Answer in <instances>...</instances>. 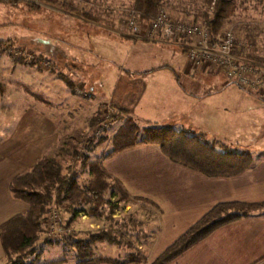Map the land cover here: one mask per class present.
Wrapping results in <instances>:
<instances>
[{"label":"crops","instance_id":"obj_1","mask_svg":"<svg viewBox=\"0 0 264 264\" xmlns=\"http://www.w3.org/2000/svg\"><path fill=\"white\" fill-rule=\"evenodd\" d=\"M129 4L131 7L132 1ZM120 19L119 15L115 18L102 15L100 23L90 21V24L132 38V49L146 61L126 59L121 63L117 79H122L111 89L110 100H107L111 102V110L121 116L132 117L139 125L170 126L162 123L176 121V126L172 127H186L188 120L183 114L184 107L200 109L205 104L208 107L204 101L225 89L226 83L220 82L216 76L223 71L217 66L189 65L185 39L166 37L161 32L150 33L147 25L141 29V38H133L129 29L121 25ZM154 50L172 57L180 56L157 60L161 55H150ZM43 54L44 51L36 52L35 59L45 58ZM16 66L0 60V79L15 82L6 84L5 94L0 99V224L13 215L25 213L28 208L25 203L13 198L9 184L17 174L32 168L51 146L54 128L49 117V98L66 101L68 89L72 90L74 82H78L75 72L70 67L63 72L65 65L60 63L57 69L48 70L50 73L44 78L35 75L36 70H41L29 66L35 71L27 73L32 79L24 83L10 77ZM54 78L63 81L64 85L60 83L57 86ZM30 83L44 96L33 90ZM78 83L82 90L93 95L92 87L85 82ZM227 85L233 87L235 84L229 81ZM33 94L40 96L44 102L37 101ZM91 98L93 106L102 103L98 100L102 99L100 97ZM221 107L224 106L213 108ZM249 153L252 165L234 177H208L174 163L154 144L134 146L102 159L111 178L118 179L126 189L129 201H138L145 206L140 207L142 210H151L153 214V222H148L146 227L136 219L123 223L121 237L147 244L156 255L153 258H157L216 204L264 202V146ZM136 198L151 201L152 205ZM124 205V212L132 206L131 202ZM130 230L136 234L132 238L128 234ZM162 244L164 246H159ZM4 262L0 243V264ZM166 264H264V210L218 228Z\"/></svg>","mask_w":264,"mask_h":264},{"label":"rangeland","instance_id":"obj_2","mask_svg":"<svg viewBox=\"0 0 264 264\" xmlns=\"http://www.w3.org/2000/svg\"><path fill=\"white\" fill-rule=\"evenodd\" d=\"M67 1H71L77 9L98 5L102 15H112L113 18L119 15L121 25L127 28L125 21L132 10L129 7L131 0H56L55 2L21 0L19 4L14 5L0 1V47L8 45L21 51V55L18 56L12 52L0 51V60L17 65V69L12 71L10 77L28 83L32 77L27 73L35 71L32 70L33 68L41 70V72L36 70L35 75L39 74V78H44L51 69H57L61 63L67 66L62 68L63 72H67L70 67L71 71L75 72L78 82H85L88 87H92L93 95L88 97L84 94L88 91L82 90L75 81L72 90L68 89L69 96L66 101L49 98V117L54 131L51 132V146L46 149L45 156L56 157L63 173L73 162L71 154L74 146L94 161H101L104 153L110 150L111 137L121 124V120L111 121L110 116L116 112L114 109L111 110V102L107 100H110L111 89L122 79H117L121 63L126 59L146 61L143 57H138L137 52L132 49L131 45L134 43L132 38L122 37L115 32H109L110 30L93 26L90 21L79 18L76 12L63 7ZM28 3L37 7H28ZM163 6L171 19L184 21H193L192 14L195 11L206 10L202 0H164ZM146 27L145 24L141 29ZM228 29L233 32L237 40V55L264 66L261 62L247 58L248 54H255L264 59V0H241L238 10L223 31ZM245 36L254 39V47L245 43ZM40 51H44L45 58L36 60L35 53ZM239 51L241 54H238ZM155 53L159 55L160 51L154 50L150 55ZM160 55L161 58L157 57V60L176 59L179 54L175 57L164 53ZM29 57L31 61L27 63ZM188 64L191 65L189 62ZM216 76L220 82L226 83L225 89L204 101L208 107L205 106L206 104L200 109L193 106L184 107L183 114L186 115L188 123L182 129L212 142L218 150L236 149L252 153L259 146H264V95L237 85L229 87L227 85L229 80L223 72ZM54 79L57 86L60 83L64 85L63 81ZM29 86L44 96L40 89L34 87L35 85L30 83ZM92 96L102 98L98 99L102 103L93 106ZM222 105L224 107L213 108ZM169 122L162 124L176 126V121ZM74 168L77 171L79 184L84 186L89 179L86 166L82 160H79L75 162ZM130 202L132 206L126 212L123 211L126 206L118 203L112 212H106L108 216L102 218L90 217L80 212L71 222L70 228L73 233L71 237L65 235L58 227L71 216L66 212L64 202L57 210L55 231L49 234L51 224L49 222L47 225L43 224L36 244L40 256L35 264L59 259H64L67 264H74L75 239L106 228H112L121 234L123 223L135 219L139 220V224L143 227H146L148 222H153L151 210H142L140 207L145 206L138 201ZM113 214L116 216L113 217ZM47 215L49 217V210ZM49 220L47 218V221ZM148 231H151V228H148ZM128 234L130 238L136 235L133 230ZM45 238L50 239L54 244H45ZM122 239L116 244L107 242L92 244L94 255H108L123 260L128 253H137L145 257L143 264H151L156 259L153 258L156 255L151 252L152 247L147 244L135 243L128 238Z\"/></svg>","mask_w":264,"mask_h":264},{"label":"trees","instance_id":"obj_3","mask_svg":"<svg viewBox=\"0 0 264 264\" xmlns=\"http://www.w3.org/2000/svg\"><path fill=\"white\" fill-rule=\"evenodd\" d=\"M0 1L12 5L21 2V0ZM45 1L55 2L56 0ZM131 1V9L138 15L139 20L148 23L156 15L158 8L163 6L164 0ZM240 1L202 0L206 10H197L192 14L193 22L204 21L207 23L211 31V44L218 40L221 32L238 10ZM27 6L37 7L31 3H28ZM63 7L76 12L84 20L95 23L102 21V13L98 5L77 9L71 1H67ZM244 39L248 46H255V41L250 36H245ZM238 54L241 52L239 51ZM247 58L264 64V59L255 54H248ZM8 83L15 82L0 79V99L4 96L5 86ZM33 96L37 101L44 102L40 96L35 94ZM110 118L112 122L121 120V124L111 137L110 150L104 153L102 159L134 146L154 144L172 162L208 177H234L248 169L253 163L249 152L236 149L218 150L212 142L185 129H176L172 126L139 125L132 117H123L118 113L111 115ZM72 148L73 162L65 173L62 172V166L56 157L43 156L35 161L32 168L12 178L9 184L11 195L25 203L28 208L25 213L13 215L0 224V243L5 257L3 264L36 263L40 256L36 244L43 224H49L47 211L51 208L55 210L57 218L58 208L64 202L66 203L63 206L71 216L58 227L65 235L71 237L73 234L70 228L71 222L80 212L90 217L102 218L108 216L106 212H112L118 203L129 202V195L122 183L118 179L111 178L101 161L90 160L77 147ZM79 160H82L89 173V179L84 186L79 184L77 171L74 168L75 162ZM136 200L152 205L151 201L143 198H136ZM263 210L264 202L216 204L173 244L167 246L151 264L169 263L218 228ZM121 240H123L121 234L112 228L100 229L89 233L86 237L75 239L73 243L76 249L75 264H143L145 257L137 253H128L123 260L105 255H94L92 244L103 242L116 244ZM44 243L54 244L53 241L46 238ZM64 262V259H59L43 264Z\"/></svg>","mask_w":264,"mask_h":264},{"label":"built area","instance_id":"obj_4","mask_svg":"<svg viewBox=\"0 0 264 264\" xmlns=\"http://www.w3.org/2000/svg\"><path fill=\"white\" fill-rule=\"evenodd\" d=\"M125 24L133 38L142 37L141 28L146 24L150 33L161 32L166 37L185 39L187 58L192 66H217L231 83L264 95V66L237 55V40L230 29L223 31L218 40L211 44V31L206 22L171 19L164 6L158 8L148 23L139 20L138 15L131 10ZM0 51L21 55V51L8 45L1 46ZM30 61L29 57L27 63ZM84 94L88 97L92 95L91 92ZM49 219L50 234L56 229V212L53 208L49 209Z\"/></svg>","mask_w":264,"mask_h":264}]
</instances>
